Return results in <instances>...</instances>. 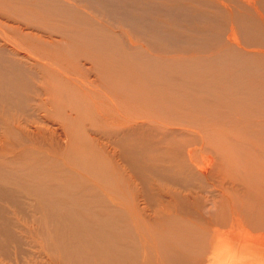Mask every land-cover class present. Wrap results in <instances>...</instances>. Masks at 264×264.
Returning a JSON list of instances; mask_svg holds the SVG:
<instances>
[{"label":"bare ground","instance_id":"1","mask_svg":"<svg viewBox=\"0 0 264 264\" xmlns=\"http://www.w3.org/2000/svg\"><path fill=\"white\" fill-rule=\"evenodd\" d=\"M263 51L264 0H0V264L23 194L32 264H264Z\"/></svg>","mask_w":264,"mask_h":264},{"label":"rangeland","instance_id":"2","mask_svg":"<svg viewBox=\"0 0 264 264\" xmlns=\"http://www.w3.org/2000/svg\"><path fill=\"white\" fill-rule=\"evenodd\" d=\"M93 2L94 3L92 5H86L85 4L87 6L86 8H87L88 12L96 13L98 11V14H102L101 11L103 10V8L98 6V4L95 1H93ZM85 5H80V7L84 8ZM106 20L107 19L104 18V22H107ZM164 22L168 23L166 19H164ZM110 24H112V23H110ZM164 25H167V24H164ZM113 27L115 28V30L117 32H120V30H122L124 32L126 31L125 32L126 33V39L125 40L128 39V41L131 40L132 42L143 43V44H144L145 40L153 41V39H152L153 35H152L151 31L147 32V34L145 36H143V35L137 34L135 32H132L130 29L126 28V30H125L119 24L115 25L113 23ZM175 33H176L175 36L178 39V45H179L178 51H179V53L185 52V53L189 54L187 56L193 55L196 57L204 58L205 56H208L209 54H212V53L216 52V50H217V46L213 49H208V48L202 49L201 47H194L190 41L192 39V36L190 35L189 32H186L184 29L177 28L175 30ZM116 36H117V38H119L121 40V42H123V39L120 38L118 33ZM228 39L230 40V42L233 41V39L230 37H228ZM188 42L190 44H185ZM224 55H226V54H224ZM36 83H37V81L35 82V85H36ZM38 85L42 86L43 84L39 83ZM13 188L15 190H17L16 187H13ZM21 199L24 201L23 202L24 205L21 203L22 206L26 207L30 213L27 216H20V217L18 216V221H16V222L18 224L17 226H19V227H18V233H17V231H16V233H17V235L18 234L20 235V239H19V242L17 244L14 243L11 246V249H12L14 254L17 250H19V249H21V250L19 252V257L15 258V256L13 255V257H12L13 259L11 262L5 261V262H3V264H32V261H34V258H35L34 256L37 255V252H40V251L47 249L46 245H44L43 240L39 234L35 233L36 234L35 235L31 232H28V230H27V228L30 229L31 227H37L38 228V227L44 226L45 220L41 216L42 208L40 206H38L36 204V202H34L33 197H31L29 195L23 194ZM29 199L30 200L32 199L33 201H29ZM146 207L148 208V211L152 210V208L150 207L149 204H147ZM29 215L32 216V219H31V217L29 219ZM253 234L259 235L260 232H255ZM262 234H264V233L262 232ZM52 237L49 239L48 244L49 245L51 244V246H54V244L51 242V241H53ZM216 247H218V246H216V242L212 243V249H211V252L208 253V255L213 254ZM81 252H83L82 249H81ZM46 254L51 256V257H55V258L58 257V253H56L55 251L54 252H46Z\"/></svg>","mask_w":264,"mask_h":264}]
</instances>
